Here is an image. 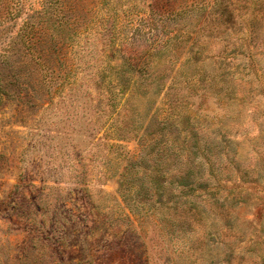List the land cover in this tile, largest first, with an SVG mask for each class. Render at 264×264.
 <instances>
[{"label":"rangeland","instance_id":"obj_1","mask_svg":"<svg viewBox=\"0 0 264 264\" xmlns=\"http://www.w3.org/2000/svg\"><path fill=\"white\" fill-rule=\"evenodd\" d=\"M0 264H264V0H0Z\"/></svg>","mask_w":264,"mask_h":264}]
</instances>
